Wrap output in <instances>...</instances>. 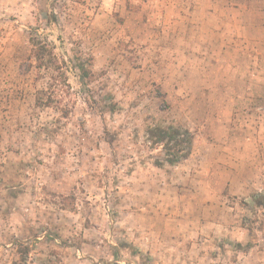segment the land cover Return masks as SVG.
Here are the masks:
<instances>
[{"label": "rangeland", "instance_id": "1", "mask_svg": "<svg viewBox=\"0 0 264 264\" xmlns=\"http://www.w3.org/2000/svg\"><path fill=\"white\" fill-rule=\"evenodd\" d=\"M0 264H264V0H0Z\"/></svg>", "mask_w": 264, "mask_h": 264}, {"label": "trees", "instance_id": "2", "mask_svg": "<svg viewBox=\"0 0 264 264\" xmlns=\"http://www.w3.org/2000/svg\"><path fill=\"white\" fill-rule=\"evenodd\" d=\"M29 45V57L33 60V67L39 70V74L42 71V74H47L53 81H57L59 78L65 79L67 60L54 51L55 43L52 42V40L34 32L29 36ZM70 61L73 63L72 66L78 70L80 76L86 77L91 73L83 59L77 58V60L74 59ZM53 85L54 83H50L49 86L36 90L35 102L37 105L49 106L52 101L58 102V100H55L56 98L54 95L56 92ZM148 131L149 139L153 143L162 145L165 149V162L173 163L183 156L181 148L183 140L178 138L179 134L177 130L168 126L160 127L155 125L149 126ZM154 163L160 166L162 160L155 159ZM19 244L23 245L21 243Z\"/></svg>", "mask_w": 264, "mask_h": 264}]
</instances>
